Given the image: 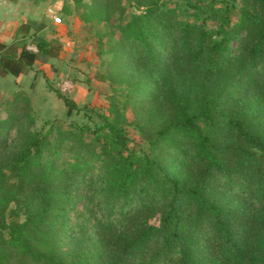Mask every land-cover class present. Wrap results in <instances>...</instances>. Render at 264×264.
<instances>
[{
    "label": "trees",
    "instance_id": "obj_1",
    "mask_svg": "<svg viewBox=\"0 0 264 264\" xmlns=\"http://www.w3.org/2000/svg\"><path fill=\"white\" fill-rule=\"evenodd\" d=\"M73 1L93 18L118 11L106 67L123 99L100 112L58 95L86 122L46 128L18 119L12 95L0 264H264V0H134L126 18L122 0ZM30 23L15 52L0 43V76L57 55ZM80 187L90 228L68 222Z\"/></svg>",
    "mask_w": 264,
    "mask_h": 264
},
{
    "label": "rangeland",
    "instance_id": "obj_2",
    "mask_svg": "<svg viewBox=\"0 0 264 264\" xmlns=\"http://www.w3.org/2000/svg\"><path fill=\"white\" fill-rule=\"evenodd\" d=\"M62 1L60 10L59 4L53 7L56 10L53 15L60 18L59 23L46 17H38L29 24V35L33 31H36V36H41L44 32L50 33L51 38H54L51 44H59L57 55L35 61L26 73L19 77L9 74L0 76V117L4 116V107L15 93L21 96L12 102L17 106L18 119L23 120L22 115H29L36 125L45 123L46 128L51 123L60 124L64 128L69 121L78 124L86 122L82 110L65 117V106L58 95L71 99L76 106L100 112H106L112 100L122 101L120 88L124 85L118 84L117 79L110 76V69L106 67L109 60L106 48L116 35L113 19L117 18L118 11L107 17L93 18L89 3L82 7L73 0ZM122 6L123 18L143 9V6L137 5L134 0H122ZM6 33L5 38L0 39V43L7 46L6 52H15L16 47L27 38L22 36L20 25H15ZM236 45V42L231 43L232 51L236 49ZM26 47L30 49L33 46L28 44ZM124 112V120H129V107ZM124 127L135 142L139 141L138 133L131 125ZM14 134L15 130H12L8 140ZM70 154L65 151L63 155L70 158ZM72 205L68 215L69 225L73 228H90L93 220L83 188L72 192ZM150 221L154 222L155 219L151 218ZM61 250H66L65 244L61 246Z\"/></svg>",
    "mask_w": 264,
    "mask_h": 264
},
{
    "label": "crops",
    "instance_id": "obj_3",
    "mask_svg": "<svg viewBox=\"0 0 264 264\" xmlns=\"http://www.w3.org/2000/svg\"><path fill=\"white\" fill-rule=\"evenodd\" d=\"M62 3V0H0V39L5 38L6 31L9 32L22 22L33 21L38 17L51 19L56 12L53 7L59 4L60 10Z\"/></svg>",
    "mask_w": 264,
    "mask_h": 264
},
{
    "label": "built area",
    "instance_id": "obj_4",
    "mask_svg": "<svg viewBox=\"0 0 264 264\" xmlns=\"http://www.w3.org/2000/svg\"><path fill=\"white\" fill-rule=\"evenodd\" d=\"M51 19H52L53 22H55V23H59V22H60V18H59L58 16H56V15H53V14H52ZM30 50H35V48H34V47H31Z\"/></svg>",
    "mask_w": 264,
    "mask_h": 264
}]
</instances>
